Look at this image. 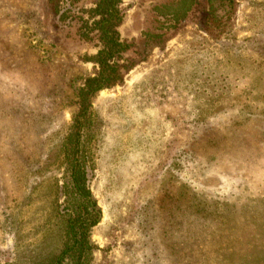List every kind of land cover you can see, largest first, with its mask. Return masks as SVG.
<instances>
[{
    "label": "rangeland",
    "instance_id": "374dc122",
    "mask_svg": "<svg viewBox=\"0 0 264 264\" xmlns=\"http://www.w3.org/2000/svg\"><path fill=\"white\" fill-rule=\"evenodd\" d=\"M96 1L0 0V264L59 249ZM184 2L119 5L118 81L80 136L101 214L89 264H264V0Z\"/></svg>",
    "mask_w": 264,
    "mask_h": 264
},
{
    "label": "trees",
    "instance_id": "16d2710c",
    "mask_svg": "<svg viewBox=\"0 0 264 264\" xmlns=\"http://www.w3.org/2000/svg\"><path fill=\"white\" fill-rule=\"evenodd\" d=\"M120 3L121 0H97L87 11L90 26L86 27L85 23L84 28L94 34L98 43L91 59L96 70L83 80L76 93V112L61 146L65 181L57 193L62 204H56L53 213L61 243L53 256L42 259L39 264H89L93 250L90 232L100 221L101 214L88 188L80 136L88 122L91 97L118 81L117 61L127 49L117 32L123 19ZM82 36L88 39L86 33Z\"/></svg>",
    "mask_w": 264,
    "mask_h": 264
}]
</instances>
